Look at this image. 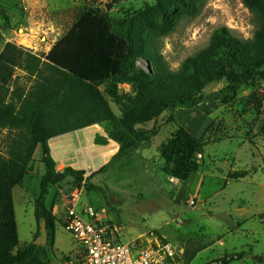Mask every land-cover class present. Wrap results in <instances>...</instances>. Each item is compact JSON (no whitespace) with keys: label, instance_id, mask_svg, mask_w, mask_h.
Returning a JSON list of instances; mask_svg holds the SVG:
<instances>
[{"label":"rangeland","instance_id":"374dc122","mask_svg":"<svg viewBox=\"0 0 264 264\" xmlns=\"http://www.w3.org/2000/svg\"><path fill=\"white\" fill-rule=\"evenodd\" d=\"M157 7L158 0H0V54L7 43H15L62 65L69 37L87 20L90 10L107 15L114 29L125 26L129 30L134 24L143 27L144 22L136 20L139 12L156 17ZM158 19L156 24H163ZM221 27L251 42L261 22L243 0H206L197 17L184 19L173 32L148 47L161 55L171 70L178 71L185 60L209 45L213 33ZM226 86L225 81L210 85L204 91V101L194 110L166 111L140 126L156 133L131 156L102 173L95 174L106 165L95 173L86 171V178L95 174L90 181L94 187L85 192L82 201L103 209V214L122 228V243L153 234L184 252V258L199 250L187 264H264V81L241 88L229 105L211 98ZM101 90L106 94L107 86ZM119 93L135 96L130 85L120 86ZM106 97L117 116L127 111L126 105ZM177 125L195 137L211 128L217 138H225L205 148L199 157L200 172L185 182L170 180L163 173L159 153L176 133ZM100 127L104 135L97 133L91 147L110 152L114 142H102L107 138L106 127ZM6 137L7 132L0 137V152H5ZM39 152L25 181L14 191L21 247L36 244L43 224L35 215L45 171L42 150ZM67 187H52L47 199L58 219L56 231L47 230V240L40 245L49 264H65L77 257L80 249L64 226ZM192 200L194 204L189 202Z\"/></svg>","mask_w":264,"mask_h":264},{"label":"trees","instance_id":"16d2710c","mask_svg":"<svg viewBox=\"0 0 264 264\" xmlns=\"http://www.w3.org/2000/svg\"><path fill=\"white\" fill-rule=\"evenodd\" d=\"M205 1L158 0L156 17L139 12L136 20L143 21V27L134 24L129 30L125 26L114 29L107 15L90 10L87 20L69 37L62 65L49 62L24 46L5 45L0 54V137L7 132L8 150L0 152V264H49L42 247L20 246L16 220L14 189L23 184L36 151L42 150L45 171L35 215L39 222L46 223L47 230L55 232L58 222L54 210L47 206L51 188L66 185L68 193L86 178L83 170L67 168L58 172L49 141L93 126H105L107 138H102V142L112 141L120 149L95 174L102 173L150 142L156 130L146 131L140 126L166 111L196 109L210 85L227 83L211 98L229 105L241 88L264 81V0H243L261 22L251 42L221 27L213 33L209 45L185 60L178 71L171 70L161 55L149 50L152 41L173 32L181 21L197 17ZM157 18L163 24H156ZM18 71L22 76L17 75ZM123 85H130L135 96L121 95ZM102 86H107L106 94L115 103L127 106L121 116L112 110ZM177 127L159 153L163 173L185 182L200 172L199 157L205 148L225 138H217L211 128L195 137L186 128ZM94 175L86 178V191L93 189L90 181ZM198 251L186 254L185 264Z\"/></svg>","mask_w":264,"mask_h":264},{"label":"built area","instance_id":"2783aa9c","mask_svg":"<svg viewBox=\"0 0 264 264\" xmlns=\"http://www.w3.org/2000/svg\"><path fill=\"white\" fill-rule=\"evenodd\" d=\"M85 192L86 182L65 194V229L80 245L78 256L65 264H185L184 252L153 234L122 243V228L104 215L103 209L83 202Z\"/></svg>","mask_w":264,"mask_h":264},{"label":"crops","instance_id":"0c3cea01","mask_svg":"<svg viewBox=\"0 0 264 264\" xmlns=\"http://www.w3.org/2000/svg\"><path fill=\"white\" fill-rule=\"evenodd\" d=\"M97 133L101 134V136L104 135L101 127L98 125L77 132H73L64 136H60L49 141L51 154L56 162L58 172H63L67 168H73L75 170L82 169L83 171L87 172L91 170L93 173H95L97 170L107 165V163H109L110 160H112V158L118 153L120 147L118 144L112 143L109 147L111 150L110 152H107V150L105 151L104 149L100 148H96V150H94L91 147L90 142L95 139V135ZM3 141L5 142V152L3 153H6V151L8 150V142L6 140ZM97 150L98 152H95ZM39 153L40 152L38 149L35 153L34 160ZM108 154H110V157H108ZM80 157H83L84 161L76 162L75 159H80ZM88 158H91V160ZM205 176L206 175H204L203 177ZM207 177L208 176H206L205 179H207ZM170 180L173 179L170 178ZM17 188H20V186ZM17 188H15L14 191Z\"/></svg>","mask_w":264,"mask_h":264},{"label":"water","instance_id":"95a60500","mask_svg":"<svg viewBox=\"0 0 264 264\" xmlns=\"http://www.w3.org/2000/svg\"><path fill=\"white\" fill-rule=\"evenodd\" d=\"M149 70V69H148ZM150 72V71H148ZM171 178V177H170ZM172 179V178H171ZM47 240V225L46 223L44 222L42 225H41V229H40V237L37 239L36 241V244L37 245H43Z\"/></svg>","mask_w":264,"mask_h":264}]
</instances>
